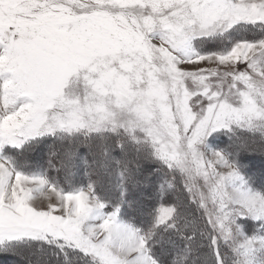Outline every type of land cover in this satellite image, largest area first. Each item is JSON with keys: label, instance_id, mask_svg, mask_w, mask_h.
I'll return each instance as SVG.
<instances>
[{"label": "snow or ice", "instance_id": "1", "mask_svg": "<svg viewBox=\"0 0 264 264\" xmlns=\"http://www.w3.org/2000/svg\"><path fill=\"white\" fill-rule=\"evenodd\" d=\"M0 264H264V0H0Z\"/></svg>", "mask_w": 264, "mask_h": 264}]
</instances>
